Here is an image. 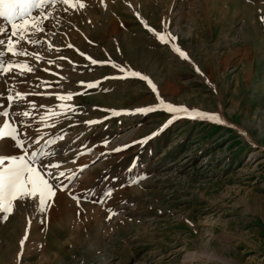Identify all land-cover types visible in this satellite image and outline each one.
Returning <instances> with one entry per match:
<instances>
[{
  "label": "rangeland",
  "instance_id": "374dc122",
  "mask_svg": "<svg viewBox=\"0 0 264 264\" xmlns=\"http://www.w3.org/2000/svg\"><path fill=\"white\" fill-rule=\"evenodd\" d=\"M85 3L79 12L54 6L45 32L37 33L51 51L47 43L25 45L42 59L20 58L36 71L17 77L15 89L41 93L25 97L37 105L29 122L42 137L30 146L61 153L54 159L68 187L57 189L43 213L14 202L7 219L0 214V264H264V0ZM81 52L105 63L93 65ZM52 73L99 83L63 102L78 110L45 127L40 116L61 102L46 95L58 89L36 85H54L59 76ZM157 94L224 123L177 113L157 132L171 118ZM146 106L159 110L134 111ZM59 136L65 139L43 144ZM189 252L202 257L187 261Z\"/></svg>",
  "mask_w": 264,
  "mask_h": 264
},
{
  "label": "snow or ice",
  "instance_id": "6c2138e0",
  "mask_svg": "<svg viewBox=\"0 0 264 264\" xmlns=\"http://www.w3.org/2000/svg\"><path fill=\"white\" fill-rule=\"evenodd\" d=\"M61 4L66 6L63 9L64 11L72 9L79 12L86 7L85 0H0V19L4 22L3 26H0V34H2L0 36V78H2L0 79V100H3L5 105L3 109H0V121H2L0 123V214H2L3 219H7V216L13 212L14 202H25L26 204L31 202L39 212L43 213L46 208L50 207L48 201L55 196L57 189L64 191L68 187L60 179L65 176V171L60 170L61 162L54 159L61 153L43 151L42 149L33 150L30 146L39 142L42 137L38 131L32 130V124L29 122L37 105L32 101H25V97L27 95H41V93H21L15 89L14 84L17 77L25 78L27 74L36 71L34 65L20 58L33 57L37 63L42 59L39 52H29L26 50L25 45L34 46L47 43L46 51H51L53 45L37 38V33L45 32V21L50 19L54 6ZM101 4H103V0H101ZM137 18L140 19L138 14ZM261 19L264 22V17ZM140 22L144 24L149 32H154L142 19H140ZM156 39L164 43L165 34H156ZM170 39L174 41L175 37H170ZM67 47L72 48L73 46L69 44ZM56 51H59V49H56ZM172 51L182 59H188L186 54L174 44ZM80 54L86 60H90L93 65L105 63L104 61L92 59L83 52ZM58 59L62 60L65 57L60 56ZM47 63L53 65L55 61L49 59ZM72 63L69 60V64ZM111 66L113 68L118 67L115 64ZM71 70L75 71L74 68ZM119 70L121 72L125 71L123 68ZM45 71H50V69H45ZM128 74L146 80L152 91L156 92L152 82L146 76L130 70ZM52 75L59 76L54 85L49 81H41L40 84L36 85V87H54L58 89L46 93V95L54 97V102H61L57 103L55 108L48 107L45 115L40 116V122L45 127H50L54 122V118L63 116L67 111L76 112L78 110L77 106L63 102L71 101L75 95L84 94L79 89H92L99 83V81L83 80L70 82L68 76L59 75V73H52ZM61 81L64 83H61ZM25 82L27 81L25 80ZM69 83L74 86L69 87ZM156 101L162 107V110L171 114V118L157 132L170 124L173 119L178 118L177 113L185 114L191 119H207L224 123L215 113H204L196 109H187L184 106H173L163 101L158 94ZM40 107L45 106L40 105ZM157 110H159L157 107L146 106L137 108L134 111L146 114ZM79 111H83V109H79ZM119 114V112L112 111V115ZM83 123L91 126L99 123V121L85 120ZM21 127L23 131H21ZM30 130L32 131L30 132ZM157 132H153L151 135L155 136ZM64 139L63 136L49 138L43 140V144L45 146L54 145L57 140L63 141ZM142 142L140 141V143ZM103 143L107 145L108 141L105 140ZM26 145L29 146L26 147ZM57 147L60 146L57 145ZM123 147H128V145ZM120 150L121 148L112 149V151ZM88 151H91V149H88ZM83 154L78 153V155ZM72 162L75 163L74 160ZM87 167V164L82 165L77 171H83ZM75 175L76 173L73 172L67 179L71 180ZM137 179H143V177H137ZM110 194V190L105 192V195ZM72 199L79 203L75 195L72 196ZM110 215H115V213L110 212ZM26 237L27 230H25V237L19 241L21 246H23Z\"/></svg>",
  "mask_w": 264,
  "mask_h": 264
},
{
  "label": "bare ground",
  "instance_id": "6f19581e",
  "mask_svg": "<svg viewBox=\"0 0 264 264\" xmlns=\"http://www.w3.org/2000/svg\"><path fill=\"white\" fill-rule=\"evenodd\" d=\"M200 62V61H199ZM198 62V64L201 66V68L203 69H205V67H204V64H201V62L199 63ZM181 70H180V74H181ZM235 79L236 80H238L239 79V77L237 76V75H235ZM197 80V79H196ZM236 91V90H235ZM179 105V104H178ZM177 105V106H178ZM180 106V105H179ZM185 107V106H184ZM185 108H187V109H190L191 110V108H190V106H188V107H185ZM187 257V261H191V260H197V259H199V258H201L202 257V255H196L195 254V252L193 253V252H189L187 255H186ZM206 257V256H205ZM185 258V259H186ZM207 258V257H206Z\"/></svg>",
  "mask_w": 264,
  "mask_h": 264
}]
</instances>
